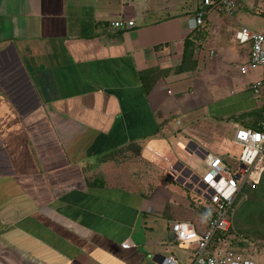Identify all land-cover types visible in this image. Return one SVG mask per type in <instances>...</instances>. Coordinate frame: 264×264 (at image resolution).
<instances>
[{"label":"crops","instance_id":"1","mask_svg":"<svg viewBox=\"0 0 264 264\" xmlns=\"http://www.w3.org/2000/svg\"><path fill=\"white\" fill-rule=\"evenodd\" d=\"M257 15L264 0L231 14L200 0H0V264L173 256L171 223L200 217L170 157L195 170L208 151L192 140L264 117L248 89L264 72L233 43L241 26L264 30ZM158 146L170 177L128 152Z\"/></svg>","mask_w":264,"mask_h":264},{"label":"built area","instance_id":"2","mask_svg":"<svg viewBox=\"0 0 264 264\" xmlns=\"http://www.w3.org/2000/svg\"><path fill=\"white\" fill-rule=\"evenodd\" d=\"M216 14H231L236 8V0H200ZM203 12L199 11L191 19V26L202 24ZM124 29L133 21L116 20L111 24ZM239 44H249V62L264 72V30L255 31L241 26L235 32ZM212 52V51H211ZM253 98L264 104V75L248 84ZM231 142L239 147V165L232 167L220 153L204 152L203 167L197 170L203 199L191 198L193 207L199 209V223L173 221L170 225L172 243L180 250L188 252V258L180 262L174 256H163L157 264H257L245 257L231 244L234 204L242 188L254 189L257 183L259 164L264 161V118L256 127L234 124ZM196 185V184H195ZM128 242L122 247L128 248Z\"/></svg>","mask_w":264,"mask_h":264},{"label":"rangeland","instance_id":"3","mask_svg":"<svg viewBox=\"0 0 264 264\" xmlns=\"http://www.w3.org/2000/svg\"><path fill=\"white\" fill-rule=\"evenodd\" d=\"M254 25H255L256 30L264 29V17L261 15H257L254 18ZM233 43H237L235 40V33H233ZM245 45H248V44H245ZM254 73H258V70H256V72H254ZM203 114L206 115V111ZM208 117H210V116H208ZM209 120H211V118ZM171 125L172 124L169 125L168 130L166 132H173L174 129ZM222 130L223 131H222L220 139L218 138L217 140H213V141L208 140V141H197V142L195 140H192L191 143L193 146L196 145V147L202 145L204 147V149H206L209 153H212V154H218L220 152L222 159L228 165H230L232 167H236L237 165H239V161L237 158V155L239 153V147L231 142L233 131L228 127L226 129L224 126H223ZM168 134H170V133H168ZM223 139H228V140L225 141L223 144H221ZM148 144H146V147L148 146ZM157 148L158 149L156 152L153 151L154 149H152L150 151L151 153L146 151L145 155H144L145 157L140 156L139 151L134 150V149L131 151H128V152L130 155L135 156L134 159L136 162H140L145 169H147L149 172H151L150 174H147L148 176L152 175L153 165H156V164L157 165L159 164L160 166L163 167V169L166 171V176H168V177H170L172 175V173H170L171 171L169 169L170 166L173 170L179 169V171H180L181 170L180 168L186 169L190 173L191 180L193 182L191 184V190H192L191 198H195L196 200L197 199H200V200L203 199L202 198V195H203L202 189L195 188L197 186H200V183L198 180L199 174L196 170H201L203 165H199L197 167V169L194 170V169L189 168V166L184 164L183 162L176 160V158H174L172 156V158L170 157L172 165L167 166L166 160L168 158L165 156V152H163L161 146H158ZM134 151H135L136 155H135ZM158 152L161 154H156ZM169 154H171L170 152H168V156H171ZM131 158L133 159V157H131ZM130 160H128V161H130ZM258 169H261L260 170L261 172L264 170V161L259 164ZM143 173H144V175H142V173H140V175H142V177L146 175L145 171ZM144 180H146V179H144ZM249 195L250 194H247V193L245 195H243V192L241 190L240 193L237 195L235 202H237V200H238V202L240 203L242 200L246 199V197H249ZM191 198H190V200H191ZM260 229H262L264 232V226H260ZM233 234H235L237 239L242 241L241 245L232 244V246L234 247V249L236 251H238L240 254H242L245 257H250V258L255 259L257 261V264H264V236L257 235V233H255V235L254 234L247 235L244 231L239 230L236 223L234 225ZM233 234H232V237H235V236H233ZM242 239H244V240H242ZM172 251H173V256L175 258H177L180 262H182V261L186 262V260L188 258V252L186 253L185 251L180 250L179 248H177V246L175 244H172ZM147 264H154V262L151 259H149V262Z\"/></svg>","mask_w":264,"mask_h":264},{"label":"trees","instance_id":"4","mask_svg":"<svg viewBox=\"0 0 264 264\" xmlns=\"http://www.w3.org/2000/svg\"><path fill=\"white\" fill-rule=\"evenodd\" d=\"M250 127L255 128L256 124ZM260 172L261 171H259L256 187L254 189L248 187L242 188L243 195L247 193L250 194L249 197H246V199L242 200L240 203L237 200L234 204V213L232 217L233 229L230 231L231 234H233L234 225L236 223L239 230L244 231L247 235H255V233H257V235L264 236L263 230L260 229V226H264V170ZM233 236H235V234H233ZM231 244L241 245L242 241L237 239L236 236L231 237Z\"/></svg>","mask_w":264,"mask_h":264}]
</instances>
